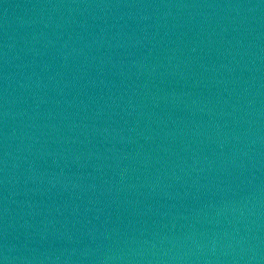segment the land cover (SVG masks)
<instances>
[{
    "label": "water",
    "instance_id": "1",
    "mask_svg": "<svg viewBox=\"0 0 264 264\" xmlns=\"http://www.w3.org/2000/svg\"><path fill=\"white\" fill-rule=\"evenodd\" d=\"M0 264H264V0H0Z\"/></svg>",
    "mask_w": 264,
    "mask_h": 264
}]
</instances>
